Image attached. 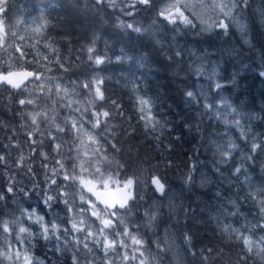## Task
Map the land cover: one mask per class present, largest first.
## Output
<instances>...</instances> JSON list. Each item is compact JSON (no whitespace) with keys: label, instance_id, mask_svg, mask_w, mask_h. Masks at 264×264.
I'll use <instances>...</instances> for the list:
<instances>
[{"label":"trees","instance_id":"16d2710c","mask_svg":"<svg viewBox=\"0 0 264 264\" xmlns=\"http://www.w3.org/2000/svg\"><path fill=\"white\" fill-rule=\"evenodd\" d=\"M261 9H264V0H250L246 16L252 43L248 45L235 28L225 36L216 29L197 34L181 25L178 35L183 38L172 39L176 35L171 32L173 26L154 30L151 28L154 13L144 10L137 15L141 17L138 24L151 29V32H132L117 26L121 16L118 10L107 5L92 6V0H9L7 19L15 34H12V54L18 56L20 67L34 69L39 76L49 75L58 81H66L75 97L85 100L90 97L87 100L89 111L111 113L107 127L101 125L95 129L101 143L105 144L100 156L105 168L112 173H119L125 180L133 178L138 181L134 186L137 197L134 212L138 214L145 209L147 198L165 199L171 187H178L177 196L181 198L187 186L191 192L187 201L190 200L196 211L189 213L185 222L184 205L181 202L177 204L176 214H171L169 202L172 200H166L168 205L160 207V217L154 226L146 228V233L153 247H156L153 234H159L162 225L169 232L170 225H173L183 242V234L187 233L191 236L187 249L189 264H264V258L246 252L242 242L235 239L236 233L223 231L224 225H230L232 229L245 232L247 229L254 241L264 236V232L251 231L255 224L264 223V220L260 218L259 206L245 198L249 185L243 183L244 175L237 180L234 174L235 167L243 166L252 184L264 187V153L256 154L254 161L244 159L251 141L264 139V77L259 76L264 71V22L257 14ZM40 15L47 17L49 26L43 36L34 33L40 47L32 50L22 30ZM18 20L25 23L19 26ZM93 37L97 55L107 57L106 62L99 66L89 62L86 51ZM157 40L159 43L155 42ZM43 49L46 50L45 57L39 52ZM180 49L184 50L183 56L176 57L175 52ZM225 49H234L239 55L235 58L221 56V50ZM192 51L198 55L207 53L213 61H220L219 82L225 84V88L219 96L239 110L241 122L249 134L247 138L239 135V129L229 133L225 126L204 113L201 104L190 103L187 99V91L200 92L198 83L201 77L190 69L193 61L189 54ZM21 52L24 53L22 57ZM60 63L68 68L67 72ZM6 68L7 64L3 69ZM233 75L237 79L235 86L230 83ZM95 80L103 81L104 101H93L94 87L91 91L81 87ZM36 81L33 80L32 84L39 82L40 86L42 80ZM47 87L46 84L40 87L43 88L41 98L44 103H55V98L45 94ZM19 92L25 93V89L14 90L6 84L0 86V156L5 158L0 161V195L3 196L0 200V225L6 219L26 221V216H21L24 210L47 213L42 193L47 181L53 177L50 170L58 168L57 161L64 163L67 170L69 164L61 157H71L73 152L72 135L68 130L60 133L44 127L51 109L43 113L37 109L36 102L35 106L19 105ZM138 97L151 100V113L155 121H159L158 125L155 121L145 122L146 115L141 111ZM28 98L30 100V94ZM37 111L43 115L38 116L37 125H32L27 114ZM220 133L230 134L239 145L234 158L223 165L219 164V156L210 142ZM58 136L63 141L52 139ZM13 144L17 146L9 147ZM112 144L119 151L113 149ZM57 145H60L59 149ZM21 157H24L22 164L18 163ZM200 161L205 165L200 168H206L208 173L203 170L200 184H197L195 172ZM217 167L221 169L220 173L216 172ZM211 168L215 171L214 176L209 174L213 171ZM187 169L194 180L191 185L186 183ZM62 173L54 176L57 181H61ZM153 176H159L165 184L163 194H158L151 184ZM146 178L150 179L144 180ZM9 186H13V192L7 191ZM228 200L237 202L238 215H223L224 210L237 211L227 203ZM59 203L65 208L62 202ZM25 236L28 237L27 234ZM29 239L43 264H73L70 255L55 250L58 247L55 239L45 240L39 236ZM3 246L4 238L0 235V252ZM0 264H5L3 256H0Z\"/></svg>","mask_w":264,"mask_h":264},{"label":"snow or ice","instance_id":"6c2138e0","mask_svg":"<svg viewBox=\"0 0 264 264\" xmlns=\"http://www.w3.org/2000/svg\"><path fill=\"white\" fill-rule=\"evenodd\" d=\"M97 5H107L108 7L118 10L121 15L134 18L139 14L140 10L150 11L154 13V21L153 28H159L163 26L167 28L169 25L173 26L171 28V32L176 34L172 37V39H182L183 37L178 35V29L182 25L185 29L191 30L199 34L200 32H211L213 29L219 30L225 36L229 35V32L232 28H235L239 35L243 38L244 43L251 45V40L249 37V25L247 22L246 9L250 5V0H209V7L211 8L212 15L214 19H211L209 22L208 19H205L201 16L194 14L190 11V6L183 2V0H95ZM9 0H0V33H6L11 25L9 20L7 19V9H8ZM199 7H203L204 5H198ZM189 12V15H185V12ZM262 22H264V9L259 10L257 13ZM191 16V18H190ZM17 23H25V21H17ZM36 23V27L33 29L34 33L44 35V30L49 26V21L46 16L40 15L36 17L33 21ZM5 25L8 28H5ZM118 27L124 28L126 30H130L132 32L148 34L151 32V29L144 28L139 25L138 22L133 23H125L123 20L118 22ZM15 35V34H13ZM2 39V37H0ZM159 43V40L155 41ZM96 39L93 37L89 40V46H87L86 51L88 54V60L90 63H94L99 66L106 62L107 57L104 55H97V49L95 47ZM50 47V45L48 46ZM55 51V50H53ZM184 53L183 49H180L175 52L176 57H182ZM221 56L228 57H237L239 53H237L234 49H225L221 50ZM24 55L23 52L20 53L22 57ZM189 58L193 61L192 65H190L191 71L197 77H207L209 81L208 91L211 92L214 88L216 90L215 95L219 96V92L225 88V84L219 82L220 78V61L217 60L215 62L208 59V54L205 53L203 55H198L195 51L190 52ZM119 59V58H118ZM59 62V61H58ZM60 67L68 71V68L65 67L64 63H60ZM70 67V65H69ZM14 74L12 72H7V74L0 73V84L11 85L14 88H19L20 84L16 83L12 76ZM25 78L33 77L35 80H40L41 77L35 73L27 72L23 74ZM259 76L264 77V71L259 73ZM102 80L88 81L81 85L82 88L88 89L91 91L94 87V92L92 93L93 101H104L105 96L101 90ZM230 83L235 86L237 83L236 76L233 75L230 79ZM135 87V86H134ZM59 92V85H57V93ZM67 94V92H65ZM187 99L190 103L201 104L205 114H209L210 118H215L218 124L225 126L228 132L230 133L233 129H239V135L241 137H248V132L245 130L244 125L241 122V113L239 110L232 106L231 103L226 98L220 97L219 101L216 99L209 100L208 95L204 93L203 90L200 92L195 91H187L185 93ZM139 104L141 105V111L144 112L147 110L148 116L146 119L149 123L155 121V117L151 114V100L138 97ZM19 105H32V100L20 99L18 101ZM115 102H113L114 104ZM71 107V104L68 105ZM30 119L32 125H37L38 116L43 115L42 113H28L27 114ZM92 116L95 118L92 123V128H99L101 125L107 127V119L110 118L111 113L109 111H95L92 112ZM158 125L159 121H155ZM58 132L64 133L65 128L56 125ZM68 131H75L76 135H79V127L76 120H72L70 126L68 127ZM32 133H29L31 136ZM99 135V134H98ZM55 139V137H52ZM93 143H95V139L93 137H89ZM215 148V154L219 156V164H227L231 159L234 158V154L238 151L239 145L236 143L235 139L231 137L230 134H227V138L225 136H221L219 134L215 135V138L210 141ZM113 149H116V145H111ZM57 148H60V145H57ZM99 151V150H97ZM264 153V139L254 138L251 141L249 147V153L245 156V160L254 161L256 158V154ZM44 155V154H42ZM5 158L0 156V161H3ZM24 161V157L20 158L18 163L22 164ZM74 163V162H73ZM58 168L51 169V176H57L60 172H63V179L65 181H75L76 179L80 180L82 185L87 186L90 181H85L83 176L77 177L74 174H69L68 170L65 169V164L57 161ZM123 168V165L119 166ZM83 171H87L84 169ZM221 169L217 167L216 172L220 173ZM74 172V169H73ZM94 175H99L101 179H103V174L100 172L99 168L94 170ZM234 174L236 179L239 180L241 175H244L243 183L249 185V191L246 195V199H251L254 204L259 206V215L261 220H264V187H257L252 184L251 179L244 172L243 166H238L234 168ZM109 181H104V187L107 186ZM49 184V189L43 192L44 199L42 201L43 205L52 209L53 205L57 202H62L66 208V214L73 213L74 209V200L72 198L71 193L66 192H56L55 188L52 186L59 187L57 185V181L55 179H49L47 181ZM138 183V181L133 178H128L123 182V188L126 190L125 194L122 195L119 199L109 201L107 199L103 200L104 204L103 213L99 212L96 209V205L91 201L87 203L91 204V216L96 217L100 220V225L97 226V230L93 232L89 227H85V222L82 216V213L88 211V209L79 208L76 211V215L71 216L70 228H61L59 224L54 221L46 220L45 216L39 215L35 209H32L30 212L24 210L21 213V216H26L27 220L31 221L32 224L37 225L39 227V232L36 234L39 237H42L45 240L55 239L58 244L62 245V247H56V251L67 250V234L68 233H77L81 235H77L73 237V245L78 250L72 256L73 264H82L83 260H87L88 257L81 256V250L86 253H91L94 248H99L103 250V254L105 257L113 255L118 248H126L124 239H117V237H123L127 239H131L133 244L138 246L136 248V254L133 257L129 258L124 256V260L135 259L138 261V264H153V261L156 259L155 257H151L149 253V257H145V252L140 251L141 248L144 247V241L142 239L137 238L132 235V231H138V228L129 229V226L125 223V216H130L135 209L136 206V195L134 194V186ZM186 183L189 185L194 183L193 177L189 175L186 179ZM151 184L154 186L156 192L163 194L165 192V184L162 182L159 176H155L151 179ZM204 182H201V186H203ZM71 187V184L68 185ZM8 192H13V186H9L7 189ZM88 191L92 192L93 189L88 187ZM28 195V193H25ZM97 195V199H99V194ZM219 197L220 194L217 193ZM3 199V196L0 195V200ZM81 201H85V197L83 195L80 196ZM228 204L237 208L236 212H228L226 210L223 211V215L225 216H235L239 214V206L235 200H228ZM78 207V206H77ZM175 206L169 202V211H174ZM104 214L107 215L108 218H104ZM145 218V227H152L156 224L158 218L161 215L160 206L153 205L150 206L142 213ZM80 217L77 219V217ZM13 226L17 225L19 221H12ZM31 226V225H30ZM4 233H8L10 231L9 222L4 221L2 225H0ZM120 229L117 231V229ZM223 231L228 232L232 231L236 233L235 239L241 241L243 246L246 249L247 253H254L257 256H261L264 258V236L258 237L255 241L251 238V236H245L240 232L239 229H232L230 225H224ZM247 231V229H246ZM253 233L255 231L264 232V223L255 224L251 230ZM20 234H27L28 237H33V233L29 231L28 228L24 226H19L18 234L16 235L17 243H23ZM61 235L65 237L64 241H61ZM82 236V238H81ZM111 237V238H110ZM183 240L185 244L191 242V236L187 233L183 234ZM89 243H91L92 247H89ZM156 248L159 253L167 254L170 250L168 244L165 241H157ZM146 251V249H145ZM0 256H3L5 259L12 260L14 264L16 262L23 261V264H42L40 261L33 262V259L25 253L21 254L20 249H16L13 251L10 247L5 252H0ZM90 264H95V258L90 261Z\"/></svg>","mask_w":264,"mask_h":264},{"label":"rangeland","instance_id":"374dc122","mask_svg":"<svg viewBox=\"0 0 264 264\" xmlns=\"http://www.w3.org/2000/svg\"><path fill=\"white\" fill-rule=\"evenodd\" d=\"M183 2L190 6V11H192L194 14L201 16L205 19H208L209 22H211V19H214V16L212 15V12H211V8L209 7V0H183ZM201 4L204 6L199 7L198 5H201ZM185 15H189V12L186 11ZM190 18H191V16H190ZM140 19H141V17H137V15L134 18H129V17L121 15L119 21L123 20L125 23H133L134 21L138 22ZM153 21H154V19L152 18L151 22H153ZM21 25H22V23L19 24V26H21ZM36 26H37L36 23H32L30 26H26L22 30L24 35L26 37H28V41L30 43L32 50H37V48L40 47V45H39L40 41L37 38V34L35 35L33 32V29ZM10 28H12V31L9 29L6 34L0 33V37H2V39H0V44L5 39V37H7V36L9 37V34L12 37L14 28L12 26ZM151 28H153V27H151ZM16 30H17V28H16ZM154 30H156V28H154ZM248 38H250V28H249V37ZM35 44H36V46L37 45L38 46L34 47ZM4 50H6V49H4ZM39 52H41L44 55V57L47 56L45 49H43L42 51H39ZM7 54H8V58H4L3 57L4 55H1V53H0V71H9V70H13V69H21L20 64H18V59H17L18 56L14 55V54H9V53H7ZM208 59L213 61L211 59V57H209V56H208ZM213 62H215V61H213ZM6 64H7V68L2 69L4 67V65H6ZM41 66L43 67L44 63H42ZM23 67L24 66H22V68ZM40 77L42 80L40 83V86L42 85V87H43V85H45V84L48 85L47 89L46 90L44 89L45 94L51 95L53 98L56 99V101L54 103V108H55V105H56V109L58 108L57 100L60 101L61 103L65 104L64 108H61V106H60V108H58L55 111V113L53 111L54 108L52 107V111L49 115L50 118L45 121L44 127L52 129V130H55V129L57 130L56 125H59L60 127L65 128V130H66L70 126L72 120L77 121L78 127H79V135L77 136L75 131L70 132V134L72 135V141H71L72 147L74 148L73 157L72 156L67 157L65 159V161L69 164V167L67 168L69 174H74L77 177L83 176L84 180L90 181V183L87 186H85V185H82L80 183L79 179H76L75 181H65L63 179L64 173L62 174L61 181H57L56 177H51V179H55L57 181V185H59V187H56L55 185L52 186L53 188H55L56 192H66V193L72 194V198L75 202L74 203V209L75 210L71 214H66V209L62 208L61 204L58 202L57 205L53 206L51 210L47 208L48 209L47 213H40L39 211H36V212L39 215L45 216L46 220H51V221L56 222L57 224L60 225L61 228H70L71 227V224H70L71 216L76 215V211H78L79 208L88 209V211L82 213V216H83V219L85 222L84 226L85 227L90 226L91 230L93 232H95L97 230V226L100 225V220H98L96 217L91 216V204H89L87 202L91 201L92 203H94L96 205V209L101 213H103L104 206L97 203L94 196L91 193H89L88 187L94 186V187H98V188L100 187V188H104V189L119 188V187H123V182L125 181V179H122V177L119 176L120 175L119 173H112V171L109 168H105L104 160L103 161L101 160L102 156H100V153H102L101 150H103L105 144L101 143V141L98 138V135L94 131L95 129L90 128L87 125V122L92 124L94 122V119H95L92 116V112H95V110L91 111V114H89L87 116V113H88V101L87 100H89L90 97H88L87 100H83L79 97L74 96L75 97V99H74V97L71 95L70 89L68 88V83L65 82L64 80L59 78L60 81H58L57 78L54 79L52 76H49V75L40 76ZM36 82H38V80ZM38 83H35V84L33 83L31 85H28V88L25 89V93H29L30 95L34 94L32 97H35V95H36L35 93H37L39 91L43 92V88H40V86H38ZM198 84H199V87H198L199 91L203 90L204 93L206 95H208L210 101L212 99H216L217 101H219V98L221 96L215 95L216 90L214 88L212 89L211 92L208 91L209 81H208L207 77L201 78L199 80ZM57 85H59V92L58 93H57ZM37 86H38L39 90H37ZM65 90H67V91H65ZM65 92H67V94H65ZM69 104H71V107H68ZM43 113H46V111H44ZM144 114L146 115V117L148 116L147 110L144 111ZM146 117H145V122H147V124H149V121L146 119ZM38 122L40 123L41 119ZM147 124H145V126ZM219 135L225 136V138H227L226 133H220ZM90 136L95 139V141H96L95 143H93L91 140H89ZM11 146H17V145L13 144V145H10L9 147H11ZM10 150H11V148H10ZM97 150H99V151H97ZM64 151H65V148L63 147L62 153H64ZM64 158H65L64 156L61 157V160H64ZM204 167H205V165H204ZM96 168L100 169V172L103 174V179H101V177L99 175L93 174L94 170ZM198 168H200V167H198ZM73 169H74V172H73ZM84 169H86L87 171H83ZM205 169L200 168V170H197V171L202 173V171ZM211 169H213V168H211ZM204 172H207V171L205 170ZM209 174H210V176H214L215 171H212V173L209 172ZM216 176H218V175L216 174ZM148 179H150V178H148ZM148 179L146 178L144 180H148ZM219 180H220V178H219ZM104 181H109L106 187L102 186ZM69 184H71V187H68ZM45 188L46 189H44L43 192H45L49 189V184ZM145 188L146 187L144 186V189ZM177 190H178L177 186L171 187L170 194L168 195V197L166 199L147 198L148 203H146L144 210H140L139 213L137 214L134 212L135 209H133V212L130 216H127V215L125 216V223H126V225L129 226L130 230H132L133 228H138V231H132V235H134L137 238L142 239L144 241V247L141 248L140 251L145 252L146 258L149 257V253L151 254V257L156 258L153 261V264H186V259L184 258L183 253L182 254L180 253V250H179V247L177 244L178 243L177 242L178 241L177 235L174 233L175 229L173 228V225H170L171 226L170 232L166 230L164 225H162L160 227L159 234H153V241L155 242V244L157 241H165L169 246L170 250L167 252V254H162V253L158 252V249L156 247H153V245H151L148 242L147 233H146V228H148V227L144 226L145 225V218L140 214L141 211L144 212L146 209H148L149 204H150V206L159 205L160 207L165 205V204L168 205V201H166V200L171 199L173 201L174 198H176L178 195ZM172 193H174L173 197H171ZM81 195H83L85 197V201L80 200ZM163 200H165V201H163ZM172 201H171V203H172ZM180 202H181V199H180ZM177 204H179V203H177ZM177 204L175 205L176 209H177V207H176ZM79 218L80 217L78 216L77 219H79ZM104 218H108L106 214H104ZM5 221L9 222L10 231L8 233H4L2 229L0 231V235L4 238V246L1 249V252L7 251L9 247L13 251H15L16 249H20L22 256L26 251L27 255H29L33 259V262L40 261V259L34 253V249L32 247L34 245L32 243V240L29 239V237H26L25 234H20L21 239L23 240V243H17V240H16V235L18 234L19 226L22 225V226L28 228L29 231L33 233V236H38L36 234L39 232V227L37 225L32 224V222L29 220H26L24 222H19L17 225H15V227L12 225V223H11L12 221H10L9 219H6ZM2 224L3 223H1V225ZM119 230L120 229L118 228L117 231H119ZM242 233L245 236H250L247 232L245 233L242 231ZM77 235H81V234L71 233V232L67 234V241H68L67 250H62V251H60L61 253L68 254L71 257L75 254V252L78 249L76 247H74L72 241H73V237L77 236ZM61 238L64 241L65 237L63 235H61ZM81 238H82V236H81ZM117 239H124L127 247L126 248H118L113 255H110L107 257L104 256L103 250L99 249V248H94L91 253H86V252L81 250V256L86 255L88 257V259L83 260L82 263L83 264H90V261L94 257L95 258V264H138V261L135 259H130V260H124L123 259L124 256H127L129 258L133 257V255L136 254V248L138 246L134 245L131 239H127V238H123V237H117ZM58 246L62 247V245H60V244H58ZM89 247L90 248L92 247L91 243H89ZM145 249H146V251H145ZM4 262H5V264H14V262L12 260H8L5 258H4ZM16 264H23L22 259H21V261L16 262Z\"/></svg>","mask_w":264,"mask_h":264},{"label":"flooded vegetation","instance_id":"af4514ba","mask_svg":"<svg viewBox=\"0 0 264 264\" xmlns=\"http://www.w3.org/2000/svg\"><path fill=\"white\" fill-rule=\"evenodd\" d=\"M96 5H97V3L95 2V0H92V6H96ZM5 28H8L7 25H5ZM0 47L3 50L6 49V50H4V56H5V58H8V54L7 53L12 54L13 43H12V37L10 36V34H9V37L8 36L5 37V41L0 44ZM24 67H26V66H24ZM37 75H39V74L37 73ZM22 88H24V89L28 88V84L25 85V86H23ZM35 94H36L35 97H32L34 95L33 94V95H31V98H30V100L33 101V104L32 105L35 106L34 103L36 102V106H37V109L38 110L48 111L49 109H51V111H52V107L54 108V103H44L43 100H42V98H41V96H42L41 92H38V93H35ZM71 95L73 97L75 96L72 93H71ZM19 96H21V99L29 100V98H28L29 94L28 93L19 92ZM74 99H75V97H74ZM83 100H85V99H83ZM55 101H56V99H55ZM57 102H58V104H57L58 108H60V106H61V108H64L65 107V104L64 103H61L58 100H57ZM57 109H56V105H55V108L53 109V111L55 112ZM89 114H91V111H89V107H88L87 116ZM55 138L57 140L63 141L62 137H60V136L55 137ZM203 164L204 163L202 161H200V163L198 165H196V166L202 167ZM198 167H197V170H199ZM195 174H196V176L198 178L196 182H197V184H200L199 178L201 176V172L196 171ZM187 175L188 176L190 175L189 169H187ZM184 188H186V189H184L182 191L183 194L181 196V204L184 205V211H185L184 212V221L186 222V220L188 219V214L189 213L191 214V213L195 212L196 210H195V206L194 205H191L190 200L187 201L188 197H191L190 196L191 192L187 189V186H185ZM240 232L242 233V231H240ZM247 233L251 236V233L250 232H247ZM180 245H181V247H180V253L181 254L183 253L184 258L186 259V264H189V262H190L189 255H188L189 251L187 250V249H189V246H188V244H186V246H185V244H184L183 241H180ZM40 262H42V264H43V261L42 260Z\"/></svg>","mask_w":264,"mask_h":264},{"label":"water","instance_id":"95a60500","mask_svg":"<svg viewBox=\"0 0 264 264\" xmlns=\"http://www.w3.org/2000/svg\"><path fill=\"white\" fill-rule=\"evenodd\" d=\"M10 72H12L14 74L12 76V79L16 83H19L20 87L22 85H24L26 82H28L30 79L33 78V77L25 78V76L23 75L24 73L31 72V73H35L36 74V71L34 69L12 70ZM0 73H3L5 75L7 74V72L6 73L5 72H0ZM9 86L12 87L11 85H9ZM12 88H14V87H12ZM19 88H14V89H19ZM92 189H93V191L91 192V194L96 198L97 202L101 203L102 205H104L102 203L103 200L107 199L109 201H112V200L119 199L122 195L125 194V191H126L124 188H115V189H96V188H92ZM96 194H99V199H97V195Z\"/></svg>","mask_w":264,"mask_h":264},{"label":"bare ground","instance_id":"6f19581e","mask_svg":"<svg viewBox=\"0 0 264 264\" xmlns=\"http://www.w3.org/2000/svg\"><path fill=\"white\" fill-rule=\"evenodd\" d=\"M94 187V186H93ZM96 188H98V187H96Z\"/></svg>","mask_w":264,"mask_h":264}]
</instances>
